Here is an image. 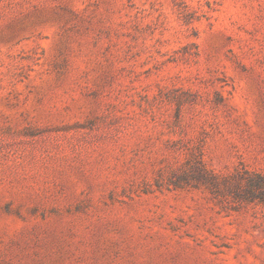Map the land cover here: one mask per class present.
I'll use <instances>...</instances> for the list:
<instances>
[{
  "label": "rangeland",
  "instance_id": "rangeland-1",
  "mask_svg": "<svg viewBox=\"0 0 264 264\" xmlns=\"http://www.w3.org/2000/svg\"><path fill=\"white\" fill-rule=\"evenodd\" d=\"M0 264H264V0H0Z\"/></svg>",
  "mask_w": 264,
  "mask_h": 264
}]
</instances>
